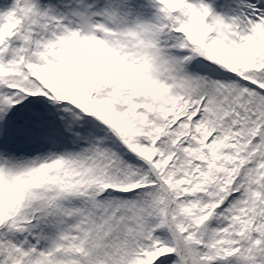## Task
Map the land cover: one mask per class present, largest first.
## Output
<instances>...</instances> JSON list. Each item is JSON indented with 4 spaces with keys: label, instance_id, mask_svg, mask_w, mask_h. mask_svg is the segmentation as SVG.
<instances>
[{
    "label": "snow or ice",
    "instance_id": "obj_1",
    "mask_svg": "<svg viewBox=\"0 0 264 264\" xmlns=\"http://www.w3.org/2000/svg\"><path fill=\"white\" fill-rule=\"evenodd\" d=\"M0 264H264V0H0Z\"/></svg>",
    "mask_w": 264,
    "mask_h": 264
}]
</instances>
